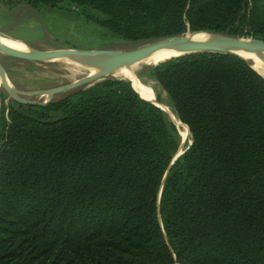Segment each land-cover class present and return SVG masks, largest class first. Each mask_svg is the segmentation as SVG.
<instances>
[{"label":"trees","instance_id":"1","mask_svg":"<svg viewBox=\"0 0 264 264\" xmlns=\"http://www.w3.org/2000/svg\"><path fill=\"white\" fill-rule=\"evenodd\" d=\"M65 2L101 13L96 22L128 41H264V22L250 16L264 0L7 3ZM152 76L190 130L172 166L176 126L129 81L48 105L1 92L0 264H264V78L217 53L167 61Z\"/></svg>","mask_w":264,"mask_h":264},{"label":"rangeland","instance_id":"2","mask_svg":"<svg viewBox=\"0 0 264 264\" xmlns=\"http://www.w3.org/2000/svg\"><path fill=\"white\" fill-rule=\"evenodd\" d=\"M7 2L8 0H0V32L12 41L23 42L37 52L60 50L129 52L168 39L152 41L124 40L96 22L98 19L104 18L101 13L92 10H76L74 5L68 2L59 4L56 8L43 6L37 10L30 8L25 3L10 4ZM250 16L264 22V2L257 3ZM186 35L191 36L192 33ZM70 63L72 62H31L0 52V64L4 68L10 83L22 92L44 91L63 87L86 77L87 72L74 76L69 71L68 65ZM155 67L139 70V79L152 89L154 95L157 98L159 97L160 101L163 102V99H165V102L170 103L167 93L152 76ZM107 79L115 78L110 76ZM1 92L5 91L1 89L0 85V96ZM69 93L72 92L57 97L61 98ZM9 99L11 98L9 97ZM30 99L45 100V98L40 97H30ZM6 105H9L8 100ZM189 142L185 143L184 150L187 149Z\"/></svg>","mask_w":264,"mask_h":264},{"label":"water","instance_id":"3","mask_svg":"<svg viewBox=\"0 0 264 264\" xmlns=\"http://www.w3.org/2000/svg\"><path fill=\"white\" fill-rule=\"evenodd\" d=\"M205 33L210 36L208 39L202 42H191L188 39L187 35H185V36L165 39L164 42L166 43H162L163 41H161V42L150 44L140 49L129 51V52L105 51V50L103 51L60 50V51H53V52L35 51L33 53H25V52H20L15 49L9 48L0 42V52L7 54L9 56L18 58V59H22L25 61H31V62L44 63V62H52V61H56V60L64 59L68 57L85 58V57H92V56H99V55L108 58V61H105L99 65V67L101 68V71L94 76L84 77L75 83H72V84H69L63 87H58V88L44 90V91H35V92H22L16 89L10 83L4 68L0 64L1 89L4 90L7 93V95L15 102L25 104V105H48L55 97L59 95H62L67 92H73L83 87L90 88L100 82L108 80L107 78H109L118 69L125 67V66L133 65L147 58L149 55L159 50L164 45L184 52L183 55L172 57L168 59L167 61H170V60L182 57V56L197 54V53H217V54L236 55L252 63V60H249V59H246L240 56L239 54L235 53L234 50L236 49L245 50L250 53H264V41L262 40H256L253 38H239V37H234V36L227 35V34H216V33H208V32H205ZM1 34L2 33L0 32V35ZM195 34H196L195 32L192 33V35H195ZM167 61H164L163 63ZM263 67H264V64H263ZM261 72L263 74H260V73L259 74L264 78V68L261 70ZM132 86L134 88L133 84ZM138 94L140 95V93ZM140 96L142 97V95ZM30 97H33V98L40 97L42 99L45 98V100L44 101L32 100L30 99ZM144 99L147 100L148 102H151L158 108H160L168 116V118L172 121V123L176 126L179 132V127L176 124L171 112L167 109L166 105L160 103L162 100L160 101L157 98V96H154L152 99H149V98H144ZM191 145H192V140L190 141L189 146ZM184 146H185V141L181 139V145H180L179 152L174 157L171 163V166L189 149L187 147V149L180 152L181 148Z\"/></svg>","mask_w":264,"mask_h":264},{"label":"bare ground","instance_id":"4","mask_svg":"<svg viewBox=\"0 0 264 264\" xmlns=\"http://www.w3.org/2000/svg\"><path fill=\"white\" fill-rule=\"evenodd\" d=\"M195 35H191V36H187L188 39L191 42H202L205 41L206 39L209 38L210 35L206 34L205 32H195ZM0 42L12 49H15L17 51L20 52H25V53H33L35 52L34 50H32L28 45H26L23 42H14L12 41L10 38H8L6 35L1 34L0 35ZM162 43H166V42H162ZM235 53L239 54L240 56L252 60V67L255 68L257 70L258 73L263 74L261 72V70L264 68L263 64H264V53H250L248 51L245 50H234ZM184 52L178 50V49H173L170 47H167L166 45H164L163 47H161L159 50L155 51L154 53H152L151 55H149L147 58L133 64L130 66H125L122 67L120 69H118L117 71H115L111 76L117 80H123V81H129L131 83H133V85L135 86V90L138 91L136 88H138L140 90V93L138 91V93H140V95H142L144 98H149L152 99L155 95L154 92L152 91V89L143 84L142 81L139 79V70L141 69H147V68H153L155 66H158L159 64L163 63L164 61H167L168 59L172 58V57H177L180 55H183ZM78 61V62H75ZM80 61V62H79ZM105 61H108L107 57L104 56H92V57H68V58H64V59H59L56 61H52V62H72L70 63L69 66V71L72 72V74L74 76H77L78 74H81L83 72H87L86 77H91L96 75L97 73H99L101 71V68L99 67V65ZM254 61V62H253ZM75 80V79H74ZM77 82V80L75 81ZM0 85H1V80H0ZM164 101L160 102L164 105H166L167 109L171 112L176 124L179 127V131H180V136L181 139H183L186 142H189L190 139V132L188 131V129L184 126V124L181 123V121L179 120V118L176 116V114L174 113V111L171 109L169 102H165L166 100L163 99ZM165 102V103H164ZM190 144V142H189ZM185 147V146H184ZM184 148L182 147L180 152L183 151Z\"/></svg>","mask_w":264,"mask_h":264},{"label":"built area","instance_id":"5","mask_svg":"<svg viewBox=\"0 0 264 264\" xmlns=\"http://www.w3.org/2000/svg\"><path fill=\"white\" fill-rule=\"evenodd\" d=\"M76 10H77V8H76Z\"/></svg>","mask_w":264,"mask_h":264}]
</instances>
